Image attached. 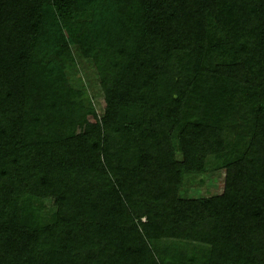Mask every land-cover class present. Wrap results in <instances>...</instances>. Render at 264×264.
<instances>
[{
    "label": "trees",
    "instance_id": "16d2710c",
    "mask_svg": "<svg viewBox=\"0 0 264 264\" xmlns=\"http://www.w3.org/2000/svg\"><path fill=\"white\" fill-rule=\"evenodd\" d=\"M0 264H264V0H0Z\"/></svg>",
    "mask_w": 264,
    "mask_h": 264
},
{
    "label": "rangeland",
    "instance_id": "374dc122",
    "mask_svg": "<svg viewBox=\"0 0 264 264\" xmlns=\"http://www.w3.org/2000/svg\"><path fill=\"white\" fill-rule=\"evenodd\" d=\"M73 49L75 51L77 66L69 68L68 70L70 81L76 86L84 83L88 88L93 103L99 111H102L99 102V97H101L102 93L99 86L97 70L92 60L80 56L75 46H73ZM224 181L225 169L211 167L200 175L191 176L184 184L183 194L190 197L215 195L223 191Z\"/></svg>",
    "mask_w": 264,
    "mask_h": 264
}]
</instances>
